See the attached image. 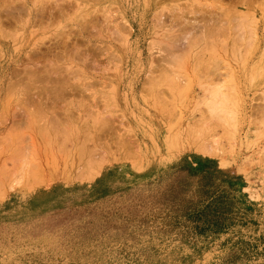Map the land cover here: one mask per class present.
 <instances>
[{"label": "rangeland", "instance_id": "obj_1", "mask_svg": "<svg viewBox=\"0 0 264 264\" xmlns=\"http://www.w3.org/2000/svg\"><path fill=\"white\" fill-rule=\"evenodd\" d=\"M249 1L252 2V0H166L164 3L166 9L171 12L173 10L174 15L180 12L181 19L189 22L199 24L203 20L219 21L220 19L221 22L223 19V22L224 19L227 21L234 19L231 22L242 25L243 22L255 18L253 20L257 19L256 23H259L262 30L264 0H253V5ZM122 10L127 20L134 26L131 41L136 44V53L142 54L143 60L146 61L149 58L150 40L157 31H161L164 27L169 29L170 26L166 24L158 30L153 10L146 11L143 5H137L135 0L125 1ZM7 11H11L10 14ZM29 11L34 18L28 31L24 33ZM51 11L56 16L52 15L53 18L47 19L45 16L52 14ZM248 24L252 25L243 24L248 28L247 33L246 26H242L241 31H238L239 29L234 31L235 34L240 32L237 34L240 37L243 30L242 38L238 39L243 41L240 42L235 38L241 45L238 49L239 55L235 51L236 65L232 62L235 72L244 78H241V88L245 90L251 88V84L254 85L264 74L263 71L260 72V69L264 70V52L262 58L254 56L253 48L243 44H248L245 42L246 38H250L251 28L255 26L252 22ZM91 25L97 28V33L93 32L95 30ZM115 25H122L118 7L113 4L104 7L95 0H0V28H2L0 40L2 43L7 41L12 44L6 54L5 65L15 59L18 62L12 64L9 76L15 71L12 68L19 72L18 74L15 71L18 74L12 77H16L15 79L8 77V82H4L5 89L0 99V127L2 129L6 126L4 123L10 121L32 120L43 124L42 130L34 128V133L38 136L34 134L33 137L29 136L30 132L25 128L9 129L8 133L14 136L12 138L14 141H24L27 137H32L38 147L39 143L36 139L37 137L41 139L43 154L38 153L31 159V168L27 175L28 183L24 181L23 186L0 185V204H3L7 195L12 192L11 188H20L25 196L30 198L47 191L49 187L42 186L45 179L55 182L53 188L50 186L49 189L54 190L50 198L25 210L19 223L11 221L9 215L5 213L7 211L0 209V264H264V161L260 164L257 161L264 159V149H262L264 120L259 116L260 112L256 114L264 108V101H258L257 96L253 100V96L248 93L243 95L245 110L243 114L235 116L236 121L241 123L239 126L229 123L232 127L226 129L227 133L241 138L236 143L241 147L239 149L235 145L234 149L237 150L234 155L229 152L225 157L223 156L224 165H221L223 161L219 158L205 157L195 151L182 150V147L177 148V151L168 148L165 144L168 139V128L170 125L179 124L180 114L191 105L189 103L191 95L185 94L187 91L174 95L179 98L175 97L173 102L176 106L175 112L177 111L175 115H178V118L175 116L176 120L171 124L172 121L168 120V106L172 101L171 95L166 94L169 88L167 73L163 74L165 77H160L158 83L151 80L152 82L149 81L150 83L147 84L143 78L144 73L133 82L130 100L133 98L134 103L130 102V106L134 110L132 120L138 123L136 128L131 127V122L125 120L111 104L108 98L109 90L112 89L111 84L103 83L104 86L101 81V83L97 81L98 79L87 81L78 69L80 62L70 63L66 58L65 48L70 49L75 42L79 47L77 49L83 52L89 50L88 42L93 45L95 43L103 52L106 51L101 59L105 60L112 56L111 47L116 44L115 39L118 37L117 33L115 34ZM84 28L86 31L83 30ZM193 33L199 36V31ZM261 33H264V29ZM23 35L25 38L21 37ZM12 37L15 39H11ZM27 44L31 47L30 50ZM263 47L264 44L261 51H264ZM196 52L194 59L198 66L194 67L193 63L195 70L193 71L192 68V73H197L196 70L201 72L193 76L188 69L193 90H198L196 86H199L204 77L200 82L197 76L206 71L204 69H207L208 63L205 60V57L207 59L205 51L204 53L198 46ZM16 53L20 54L17 59ZM1 55L0 62L3 60ZM237 56L240 57L238 60ZM25 57H30L32 64L37 60L41 65L38 62L39 67L35 69L37 62L33 66L28 63L29 66L31 65L29 67ZM258 58L261 61L258 62ZM250 62L257 65L252 66ZM21 66L22 69H19ZM25 68L30 70L33 68L32 72L37 70L36 77H40L41 74V77L37 78L42 82L35 78V74L32 78L39 83L30 82L26 72L20 73L29 72V69ZM75 75L77 78H74ZM66 76L68 77L66 82L71 83L69 87L68 84L54 83L56 77L66 79ZM49 77V80H53L52 83L48 81ZM25 78L31 84L26 82L28 80ZM229 79L227 78V81ZM231 80L233 83V79ZM12 81L17 82L14 85ZM227 81L226 87L230 89L233 84L230 82L228 84ZM8 83L9 85L6 86ZM154 83L157 89L153 87ZM72 84L77 87L75 88L77 92L83 93H74ZM30 86L32 89L28 88ZM36 86L37 90L33 88ZM158 90L161 91V98L154 102L153 93L159 92ZM25 97L38 98L39 104L28 105ZM166 103L168 105H165ZM30 108L42 109L43 112L35 113V111L31 114ZM108 120L112 121V124H109ZM139 120L143 121L138 122ZM255 120L259 125L254 129L252 123ZM248 126L251 132L248 135L246 133L245 136L243 132L244 129L249 128ZM240 128L243 131L239 133ZM227 133L225 135L228 139L230 135L227 136ZM223 144L229 147L227 143ZM261 149L262 159H257L258 155L259 158L261 157ZM94 151L111 158L109 168H106L107 176L96 168L100 162L93 163L89 160L90 153ZM171 151L175 152V155ZM93 164H96V167H93ZM14 182L19 183V180ZM29 185L33 187L32 192L26 191L25 186Z\"/></svg>", "mask_w": 264, "mask_h": 264}, {"label": "bare ground", "instance_id": "obj_2", "mask_svg": "<svg viewBox=\"0 0 264 264\" xmlns=\"http://www.w3.org/2000/svg\"><path fill=\"white\" fill-rule=\"evenodd\" d=\"M95 1H96V3L103 4L104 7L106 5H109V4L116 5L118 7L119 11L121 12L122 25L121 26L120 25H118V26L115 25L116 27H115L114 30H115V34L117 33L118 37H117V39H115L116 40V44L111 47V50L113 52L112 56L110 55L109 58H107L105 60L104 59H101V56L103 54H105L106 51L104 50L105 52H103V50L101 48L99 49L98 48L99 46L98 45H95V43H94V45H95V47L97 49L95 47H93L94 46L93 44H91L90 42H88V44H89V46H88L89 48L88 49L89 50H87L85 52H83L82 50L77 49L79 47H77L78 44L76 42H75L74 45L72 44L73 46L70 49L69 48H65L66 49L65 51H66V54H67L66 58H67V60L70 63H75L76 61L80 62V67L78 69L80 71V74L82 73L81 75L84 77V79H86L87 81H91L93 79H98L97 81L98 82L101 81L102 82V83L100 82L101 84H103V83L109 84L110 83L111 85L110 84L109 85L112 87V89L109 90L108 98L110 99L111 104L115 106V108L117 109V111L123 116V118L125 120H129L131 122V127H136L137 128L136 125H138V123H136L135 120L134 121L132 120L134 118L133 117L134 110L131 108L132 106H130L131 105L130 102L131 103H134L133 102V98L131 99L132 101L130 100V95H131L130 93L133 90V88H132L133 82L137 81L138 78H140L141 74L144 73L143 78H144V80H146V83L147 84H149L150 82H152L151 80H153V82H157L158 83L159 79H161L162 76L165 77V75H163V74H166L167 73L166 74V77L169 80V83H168L169 93H168V89H167L166 90L167 91L166 94L168 96L171 95L170 96L171 99L169 97H167V98H169L172 101L171 103L168 102V103H170L169 106H168V108H169L168 109V113H169L168 114V117H169L168 120H171L172 121V122L169 121L171 124L173 123V120H176L175 116L176 117L178 116V115H175V113L177 114V111L175 112V110H176L175 107L176 106H175V104H173V102H175V97L177 95H179V94H182L183 92H186V91H187V93H185V94L191 95V98L189 97L191 99V101L189 102V103H191V105L189 106V108H187L186 111H185V109H184V111L181 110L182 113L180 114L179 120H178L179 121V124L178 125H170V127L168 128V132H167L168 139H167V143H165V144H167L168 148L170 147V148L176 150L177 148H179V147L181 148L182 147V150L185 149L186 151H195L197 153H200V154L204 155L205 157L208 156V157H212V158L215 157L216 159L219 158L221 161H223V159H224L223 156L225 157V155L226 154H229V152L230 153H233V155H234L235 150H237V149H234V146L236 145V143L239 142L238 140L241 139V138H238L237 136L234 137L233 135H231V133L229 134V132L227 133L226 129L229 126L232 127V125H234V124H235V126H237V125L239 126V123H241L239 121H236L235 116L241 114L245 110V106L243 105V100H242L243 95L250 94V95L253 96V98H254L253 100H255V97L257 96L258 98L257 97L256 98L258 99V101H261V102L264 101V74H262L263 77L261 76L262 77L261 79H257L259 81H257L254 85L251 84V88H248L247 90L241 88V86H242L241 85L242 84L241 83V78H243V77H241V75H239L238 72H235V67L233 65L235 64V51L237 52L236 54H238V49H240V45H241L240 42L243 41L242 39L238 40L239 38H242V36H243V30L241 32L240 37L237 36V34H240V32H237V34H235L236 32L234 33V31H237L238 29H239L238 31H241V29H243L241 27L242 26L243 27L246 26V25H243V24H247V25H250L251 26L252 24H248V22L249 23H251V22L252 23H255L254 24L255 26L253 28H251L252 29V34L250 33V38H246V41L245 42H248V44H246V43H243V44H244V46L247 45L249 48H250V46L253 48L254 53L252 52L253 53L252 55H254V56L257 55L258 57H261L262 56V52H264V51H261V47L264 44V40H263L264 39V33L262 34L261 31L263 32L264 24H263V29L262 30H261L262 27H260L259 23H256V20L257 19L256 20H253L255 18H253V19L251 18L252 21H248L246 23L243 22L242 25H240L241 23H239V22H238L239 24H237V22H236V24L233 23V22H231L234 19L233 20L232 19H229V21H227L226 19H224L223 22H222L223 19L221 20V22H219L220 19H219V21L217 20L218 22L217 21H212L210 19L209 21L208 20H203L204 22L201 21L202 23L200 22L199 24H197V22H195L196 23L195 24V23H193L191 21L189 22L188 20H185L183 18H182L183 19L182 20L181 17H180L181 16L180 15V12H178L179 14L174 15L175 13L173 12V10L171 12L168 9H166V4L164 3V1H166V0H135V3L137 5H139V4L140 5H143V7L146 9V11L153 10V17L155 18V21H156L155 23L157 24V29L158 30L161 29V27L162 26H165L166 24H168V26H170L169 29L164 27V29H161V31H157L156 34L154 35V37L150 40L149 46H148V50H149L148 55H149V58L147 60L145 59L146 61H144L143 58H142V54H140V53L137 54L136 53L137 52L136 51V44L131 41L132 40V37H133V33H134V26H133V24H130V22L127 20V18L125 16V12L122 10L123 3L125 1H128V0H95ZM249 2L252 3L253 0H252V2L251 1H249ZM252 5H253V3H252ZM52 7H53V5H52ZM60 9H62V8H60ZM17 10H18V8H17ZM56 10H57V8H56ZM103 10H104V8H103ZM11 11H9V12H11ZM12 12H14V10ZM181 12H183V11L181 10ZM246 12H249V11H246ZM28 13H29V19L26 20V23L24 25V33L28 31V29L30 27V24H31V22H32V20L34 18L32 16L31 11H29ZM52 15L54 16L55 14H53V12H52V14L50 13V14H48V16H45V17H47V19H51V18H53ZM243 15H245V14H243ZM252 15H253V13H252ZM8 16H10V15H8ZM14 18H16V17H14ZM42 18H44V17L42 16ZM101 18H102V16H101ZM100 20H102V19H100ZM179 20H180V22H177ZM91 23H92V21H91ZM139 24H141V22H139ZM91 26L93 27L92 29L95 30L93 32H96L97 33V28H95L93 25H91ZM245 29H246L245 32L247 33V30H248L247 26H246ZM0 30L2 31V28H0ZM83 30H85V28ZM111 30H113V29L111 28ZM1 31H0V37H2L1 36V33L2 32ZM193 31H196V33H197V31H199V36L198 35L196 36V34H194ZM103 34H104V32H103ZM13 36H14V34H13ZM98 36H100V35H97V37ZM248 36H245V37H248ZM21 37L25 38L24 35L21 36ZM91 37H92V35H91ZM95 37H96V35H95ZM13 38L14 37H12L11 39H13ZM235 38L238 41H240V42H238L237 40H235ZM103 40H104V38H103ZM249 40H250V42H249ZM1 41L2 40H0V52H1L0 55L3 52V54H2L3 55V60L1 59L2 61L0 62V98H1V93L4 92V89H5L4 82L5 81L8 82L7 81L8 80L7 78L8 77L11 78V79H15L16 78V77L15 78H12V77H14V74H17V73H15L16 69H13L12 68L13 71L15 70L14 72L10 73V74H13L12 76L11 75L9 76V70L11 69V66H12L13 63L18 62L15 59H13L14 61L11 60L8 65H5V63H6L5 60H6V56H7L6 54H7V52L10 51V48H11V45L12 44L10 45L11 42L8 43L6 41V43H2ZM62 44H64V43H62ZM237 44H239V45L237 46ZM198 46L201 48V50L203 52L204 51L206 52L207 59H206L205 56L204 57H205V60H207L208 63H207V66H206L207 69H204L206 71L205 72L203 71L204 73L202 75H199L198 74V76H197L198 78L196 77L198 80H200V82H201V79L204 77L203 78V81L199 84V86H196L198 90H196L195 88H194L195 90H193V87H192L193 86L192 79H190V76L188 75V72H189L188 69L191 71L189 73H192V68H194L195 66H198V65H196L197 63L195 64V59H194L195 58L194 56L197 53L196 52V48H198ZM27 48H29V50L31 49V47L28 44H27ZM4 49H5V51H4ZM13 49H14V47H13ZM242 49H243V46H242ZM263 49H264V47H263ZM207 52H209L210 54L207 53ZM233 52H234V54H233ZM244 52H246V51L244 50ZM232 54H233L234 58H233V56H231ZM35 55H36V53H35ZM244 55H246V53ZM15 56H16V59H17V57L20 56V54L19 53L18 54L16 53ZM30 57H25L26 58L25 62L27 63V66H29L28 63H31L32 66H33V64L36 65V62H37V65H36L37 67L34 66V68L35 69L36 68L38 69V67H39L38 66V62L40 63V61H37L36 60V62H35V60H34L35 63L32 64L33 61L31 59H29ZM237 57L238 58H236V59L238 60L240 57L239 56H237ZM9 58H11V57H9ZM249 59H251V57H249ZM23 60H22V62H23ZM242 60H243V58H242ZM247 61H249V60H247ZM257 61L259 62L261 60L258 58ZM56 62H57V60H56ZM232 62H234V64H232ZM258 62H256V63H258ZM50 63H48V65ZM193 63H194V67H193ZM250 63H252V62H250ZM245 64H247V62ZM18 65H19V63H18ZM31 65L29 67H31ZM40 65H41V63H40ZM255 65H257V64H255ZM255 65H253V63H252V66H255ZM42 67L44 68V65ZM50 68H51V66H50ZM19 69H22V66ZM25 69L26 70L29 69L28 70L29 72L23 71L24 70L23 69V70H20V71H23V72H20V73H23L24 74L26 72L25 73V74H27L26 77L27 78H30V82L33 81V83H39V81H41L39 79L41 77L40 71H38L39 72L38 74H40V77L37 76V77H39V78H37L36 77V75H37L36 71L37 70L36 71L33 70V72H32V69L33 68H31V70H30V68H25ZM46 69H48V67ZM250 69L252 70V68H250ZM259 69H260V67H259ZM259 69H258V71H259ZM194 70H195V68L193 69V71ZM223 70H226V71H223ZM34 71H35V73H34ZM41 71H42V69H41ZM261 71L264 72V70H261L260 69V72ZM16 72H18V71H16ZM47 72H49V71L47 70ZM47 72L45 71V73H47ZM196 72L197 73L198 72H201V70L200 71H197L196 70ZM226 72H228L230 74L227 75ZM42 73H44V72H42ZM197 73H194V74L192 73V75L195 76V74L197 75ZM18 74H19V72H18ZM18 74L15 75V76H18ZM34 74H35V78L38 79L39 81L36 80V79H34L36 81V82H34V80L32 78V76L34 77ZM55 74H58V73H55ZM153 74H156V75L154 76ZM192 75H191V77H192ZM62 76H64V75H62ZM251 76H252V74H251ZM225 77H227L228 79L229 78L230 79H233V83H232V80L230 81V79H229V81H227V78L225 80L222 79V78H225ZM74 78H77L76 75H75ZM49 79H50V77L48 78V81H50V82L52 81L53 82V80H49ZM64 79L65 78H57L56 77V79L54 80L55 81L54 83H59V84L60 83L61 84L63 83V85H65V84L67 85L68 84L67 86L69 87V85L71 83L69 84L68 81L66 82V80H68V77L65 80ZM78 79H80V78H78ZM26 80H28V79H26ZM72 80H75V79H72ZM226 81L228 82V84H229V82H230V84L231 83L233 84V85H231L232 87H230V89L228 87H226V85H227L225 83ZM16 82H13V84L16 83ZM26 82H29V80L26 81ZM20 83H21V81H20ZM252 83H253V81H252ZM73 84H72V88L74 87L73 88L74 89L73 91H75L74 93H76L77 92V89H75V88H77V87L76 86H73ZM76 84H77V82H76ZM76 84H74V85H76ZM105 84H103V85L105 86ZM8 85H9V83L6 86H8ZM97 85H99V84H97ZM27 86H25L26 89H27ZM49 86H50V84H49ZM154 86H156V83H154L153 87ZM85 87H83V88L85 89ZM19 88H20V86H19ZM28 88H31V86L28 87ZM33 88H36V90L38 89L37 86L36 87H33ZM154 88L157 89V87H154ZM80 89L81 90H84L82 88H80ZM65 90L66 89H64V91ZM19 92H21V90ZM36 92H34V93H36ZM70 92H71V90H70ZM77 93L79 94V93H83V92L80 91V92H77ZM246 93H248V94H246ZM19 94L21 95V93H19ZM160 94H161V91H159V92L155 91L153 93V99L155 98L154 99V102H155V100H157V101L160 100V98H161ZM258 94H260V95L258 96ZM174 95H176V96H174ZM232 95L233 96L235 95V97H233ZM61 96L63 97V95H61ZM15 97H16V95H15ZM176 98H178V97H176ZM55 99H57V98L55 97ZM235 99H237L238 101L237 100L235 101ZM182 100H184V98ZM234 101H235L236 104H234ZM202 103H203V106H202ZM204 104H205V106H204ZM230 104H232V105H230ZM165 105H168V104L166 103ZM229 105L231 106V107H229L230 109L233 108V109H231L232 111L230 109H228V106ZM134 106H133V108H134ZM186 107H188V106H186ZM260 108H262V107L260 106ZM165 110H167V109H165ZM233 110H234V112H233ZM155 112L157 113L156 109H155ZM251 113H253V112H251ZM258 113L260 114L259 116H261L262 120H264V108H262V110H259V111L256 112V114H258ZM196 115H197V117H196ZM254 116H256V115H254ZM256 117H258V116H256ZM256 117H254V118H256ZM138 118H139V116H138ZM139 119H141V118H139ZM13 120H14V118H13ZM229 120L232 121V122H230ZM108 121H110V120H108ZM142 121L139 120L138 122H142ZM106 123L108 124V122H106ZM227 123H228V125H227ZM229 123L232 124V125H229ZM109 124H112V121H110ZM168 124H167V126H168ZM257 125H259V124H258L257 120H255L254 123H252V127L254 128ZM11 126H12V124H11ZM240 126H244V125L240 124ZM12 127H14V126H12ZM109 127H111V125ZM231 127H229V128H231ZM248 127H246V128H248ZM260 127H261V123H260ZM9 128L10 127H8L7 125L4 126V127H2V129L0 127V149L3 150L5 148H11V147L12 148L10 150H12V149L15 150L17 148H19V150H22V149L24 150V148L26 149V147H27L28 144H26L23 141L24 144L26 145V146H23V142L22 141H17V140L14 141V139H12V138H14V136L11 135V133L10 134L8 133L9 132ZM241 128H243V127H241ZM241 128H240V130H238V132L239 131L241 132V130L243 131V129H241ZM109 129H107V130H109ZM244 130L246 131V132L244 131L245 133L243 132L244 135L246 133H247L246 135H248L249 132H251L250 127L248 129H244ZM230 132H232V131H230ZM226 133H227V136L230 135L231 137L229 136V138L227 139L226 138V135H225ZM239 133H237V134H239ZM8 134H9V137L11 136L10 137L11 139L9 137H7ZM239 137H241V136H239ZM15 138H16V136H15ZM30 140H31L29 142V146L30 147L28 146L27 148L28 149L30 148L33 151L34 149L37 148V144H36V142L34 141V139L32 137H30ZM223 143H227V145L229 147H227L226 144L224 145ZM263 145H264V143H263ZM237 146L238 145H236V147ZM240 147L241 146H238L239 149H240ZM262 147H263L262 149H264V146H262ZM172 149H170V150H172ZM262 149L260 151L261 152V155H260L261 157L259 158V155H258V158L257 159H262V156H263L262 155ZM24 151H27V150H24ZM171 152H173V151H171ZM183 152H185V151H183ZM173 153L175 155V152H173ZM258 154H260V153H258ZM168 155H170V154H168ZM174 155H173V157H175ZM89 156H90L89 157V160L91 162H93V163L100 162V164L97 167H96V164H93V167L95 166L101 172H103V175L104 176H107L108 170L106 168L109 166V160L111 158L102 156L99 153V151L97 153L95 151L94 152H91ZM21 158H22V162H24L23 161V157H21ZM234 158H236V157H234ZM18 159H20L19 156H18ZM257 159L255 158V161ZM221 161H220V163H221ZM257 161L260 164V162H263L264 159L257 160ZM257 161H256V163H258ZM224 162L225 161H223V164H221V165H224ZM239 163H240V161H239ZM251 164H253L252 161H251ZM32 165H33V163H32ZM27 167H28V164H27ZM237 167H238V165H237ZM26 171H27V169H26ZM92 173H94V172H92ZM242 173H243V171H242ZM59 176H61V174ZM64 176H66V175H64ZM61 179H63V178H61ZM55 180H56V178H55ZM58 181H56V182H58ZM61 182L65 184V182H63V181H61ZM113 182H115V181L113 180ZM53 183H55V182L54 181H51L50 179H45L44 182H43V184H42V186L43 187H46V188L49 187L48 189H46L47 191H42L41 194H37L36 196H32V197L28 198L27 201H26V207L28 209H30V208H32L34 206H37V205L41 204L44 199L50 198V195L52 194V191H54V190H49V189H50V186L51 187L53 186ZM108 184H109V181H108ZM54 185L56 186L57 184H54ZM25 188H26V191H29L30 190V192H32L31 191V189L33 188L32 186H30V185L29 186H25ZM35 188H37V187H35ZM54 196H56V195H54ZM51 199H53V198H51Z\"/></svg>", "mask_w": 264, "mask_h": 264}, {"label": "crops", "instance_id": "obj_3", "mask_svg": "<svg viewBox=\"0 0 264 264\" xmlns=\"http://www.w3.org/2000/svg\"><path fill=\"white\" fill-rule=\"evenodd\" d=\"M25 100L27 101L26 103L28 105H34V104L38 105L39 104L38 102L40 101V99H37V98H29V99L26 98ZM29 111L31 112V114H33L35 111H36L35 113L43 112L42 109L40 110L37 108L36 109L30 108ZM4 124L10 127L9 128L10 130L14 129V127L15 128H18V127L25 128L30 132L29 136H32V137L34 136V134L38 136L37 133H34L35 132L34 128L36 130H39V129L42 130L43 128L42 123H39L38 121L34 122L32 120H28L25 122L10 121ZM11 124L14 127H12ZM36 140L38 141L37 143H39V146L33 151L30 148L29 149L27 148L29 146V142L31 141L30 137H27V139H24V142L28 145L26 149L24 147L23 148L24 150H27V151H24L23 149L19 150V148H17L18 150L17 149L10 150L12 147L5 148L3 150L0 149V185L23 186L24 181L28 183L27 175H28V170L31 168V165L29 163L31 161V158L33 159L34 155L37 156L38 153H40L41 155L43 154V151H42L43 142L41 139L39 140L38 137ZM23 146H26V145L23 143ZM18 156L20 159H18ZM21 157H23L24 162H22ZM27 164H28V167H27ZM14 180H19V183H15ZM27 199L28 198L25 196V194L20 188H17V189L14 188V191L12 188V192H10L7 195L3 204H0V209L3 208V210L7 211L5 213L6 215H9V217L11 218V221L19 223L21 221L23 214L25 213V210H28V208L26 207Z\"/></svg>", "mask_w": 264, "mask_h": 264}]
</instances>
